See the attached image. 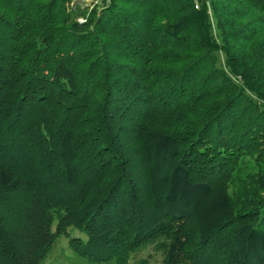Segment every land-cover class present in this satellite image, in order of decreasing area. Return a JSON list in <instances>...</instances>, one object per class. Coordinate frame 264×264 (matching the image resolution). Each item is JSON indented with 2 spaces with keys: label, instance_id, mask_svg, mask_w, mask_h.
Returning <instances> with one entry per match:
<instances>
[{
  "label": "trees",
  "instance_id": "trees-1",
  "mask_svg": "<svg viewBox=\"0 0 264 264\" xmlns=\"http://www.w3.org/2000/svg\"><path fill=\"white\" fill-rule=\"evenodd\" d=\"M74 1L0 0V264H264V0Z\"/></svg>",
  "mask_w": 264,
  "mask_h": 264
},
{
  "label": "rangeland",
  "instance_id": "rangeland-1",
  "mask_svg": "<svg viewBox=\"0 0 264 264\" xmlns=\"http://www.w3.org/2000/svg\"><path fill=\"white\" fill-rule=\"evenodd\" d=\"M96 4L97 3L94 2L93 0H75L71 6L72 7L78 6V7H81L83 9H86V8L91 9ZM79 22H81V23L84 22V19L82 17L79 18ZM61 244H62V246H65L66 243L62 242ZM59 249H60V246H57L55 248L50 259L47 261V264H87L86 262L82 261L80 258L75 256L74 254L72 255L69 251L66 253L69 258L62 257L60 255L61 251ZM148 253L152 254V258L150 259L149 264H161V261H162L161 255L154 254L153 252H148ZM146 255L147 254L134 256L131 264H135L137 262V260H139L141 257L146 256Z\"/></svg>",
  "mask_w": 264,
  "mask_h": 264
}]
</instances>
